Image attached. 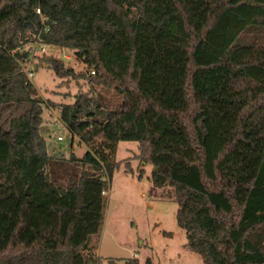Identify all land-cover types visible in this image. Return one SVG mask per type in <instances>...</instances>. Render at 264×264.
I'll return each mask as SVG.
<instances>
[{"label": "trees", "instance_id": "16d2710c", "mask_svg": "<svg viewBox=\"0 0 264 264\" xmlns=\"http://www.w3.org/2000/svg\"><path fill=\"white\" fill-rule=\"evenodd\" d=\"M38 8L44 42L122 97L108 108L92 89L61 107L88 149L72 160L94 170L66 188L18 63ZM44 57L58 78H85ZM15 105L30 108L2 122ZM0 107V264L90 263L121 142L139 144L155 188H175L177 224L204 264H264V0H0Z\"/></svg>", "mask_w": 264, "mask_h": 264}, {"label": "rangeland", "instance_id": "374dc122", "mask_svg": "<svg viewBox=\"0 0 264 264\" xmlns=\"http://www.w3.org/2000/svg\"><path fill=\"white\" fill-rule=\"evenodd\" d=\"M48 52L47 56L61 60L67 69L85 76L58 78L50 65L44 63L45 57H41L32 80L37 91L35 97L44 103L39 132L52 157L48 171L66 188L84 171L94 173V170L72 160V155L83 158L88 149L60 120L61 107L74 104L81 93L93 96L92 89L104 98L108 108L119 107L122 97L114 90L92 86L87 78L88 65L74 51L49 48ZM29 108L28 105H15L2 122L10 116L20 117ZM59 137L63 141H59ZM139 155L137 142H121L118 146L116 159L120 166L105 192L101 230L91 238L85 253L92 256L89 264H126L130 259H137L139 264L148 261L151 264H204L203 258L190 249L186 232L177 224L179 206L175 188H155L151 179L153 167L143 163Z\"/></svg>", "mask_w": 264, "mask_h": 264}, {"label": "built area", "instance_id": "2783aa9c", "mask_svg": "<svg viewBox=\"0 0 264 264\" xmlns=\"http://www.w3.org/2000/svg\"><path fill=\"white\" fill-rule=\"evenodd\" d=\"M36 13L41 18V24L42 28L40 32L33 37V39L28 43V47L24 49V52L27 53L26 57H23L21 59H18V63L21 66L22 72L26 75L28 80L32 82L35 74V67L38 64V60L41 57L46 56L49 52V48H56L46 42L42 39V35L44 33H47L50 31V27L48 25V18L43 15L40 8L36 10ZM64 50V49H63ZM67 58H70L69 56ZM95 69L88 68V74L89 75H95ZM78 138V137H76ZM59 141H63L62 137H59ZM78 141H80V138H78Z\"/></svg>", "mask_w": 264, "mask_h": 264}]
</instances>
